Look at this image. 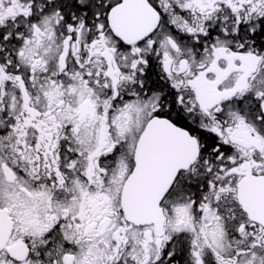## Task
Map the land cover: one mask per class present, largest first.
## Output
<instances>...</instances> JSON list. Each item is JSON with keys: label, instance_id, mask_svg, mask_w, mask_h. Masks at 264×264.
<instances>
[{"label": "snow or ice", "instance_id": "1", "mask_svg": "<svg viewBox=\"0 0 264 264\" xmlns=\"http://www.w3.org/2000/svg\"><path fill=\"white\" fill-rule=\"evenodd\" d=\"M0 264H264V0H0Z\"/></svg>", "mask_w": 264, "mask_h": 264}]
</instances>
